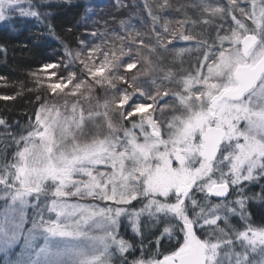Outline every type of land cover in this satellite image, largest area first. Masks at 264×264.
I'll use <instances>...</instances> for the list:
<instances>
[{
	"label": "snow or ice",
	"instance_id": "snow-or-ice-1",
	"mask_svg": "<svg viewBox=\"0 0 264 264\" xmlns=\"http://www.w3.org/2000/svg\"><path fill=\"white\" fill-rule=\"evenodd\" d=\"M77 3L0 0L9 34L32 20L41 29L34 43L48 36L62 50L29 72L35 105L19 131L0 118V264H264V218L249 211L264 206V0H201L198 19L175 21L145 0L150 31L121 21L126 34L113 32L111 46L76 37L73 50L54 6ZM198 25L215 30L211 41L193 33ZM185 57L195 61L187 69ZM140 62L130 76L118 71ZM104 84L110 99L86 110ZM54 96L64 103H49Z\"/></svg>",
	"mask_w": 264,
	"mask_h": 264
},
{
	"label": "trees",
	"instance_id": "trees-1",
	"mask_svg": "<svg viewBox=\"0 0 264 264\" xmlns=\"http://www.w3.org/2000/svg\"><path fill=\"white\" fill-rule=\"evenodd\" d=\"M151 4L154 11L158 13L162 18L175 21L177 19H183L185 15L192 19L199 18V9L194 7L198 5L201 0H168L170 7L165 10L159 9L161 0H147ZM220 3L226 5L227 0H219ZM145 0H120L118 5L117 0H87V7L92 9L91 12L85 13V4L83 0H78L77 5L68 8L67 6H54L57 12L54 18L57 32L71 42L73 50L76 49V37L79 39L89 41L91 44H100L101 41H105V47L112 45V33L116 32L121 35H125L127 29L121 26V21L129 27L139 29L142 32L150 31L151 21L147 16L144 9ZM83 14V15H82ZM227 17V12L225 13ZM227 24H231V20L227 21ZM227 26V25H226ZM72 27V32L69 33L67 28ZM186 27H192L188 25ZM97 31L104 35L91 37L88 33L91 31ZM41 29L36 25L35 21L27 20L23 22V30L18 34H9L3 26H0V43L7 45L6 58L0 55V76H4L10 81L11 85L15 87H5L0 82V94H15L20 92L15 100L12 101H0V118L7 120L10 128V132H18L19 125L24 124L28 120V113H30L35 105V95L29 92V89L34 87L33 78L29 76L30 71L37 70L44 62H56L62 56V50H60L57 41L48 36H41L39 43H34L35 35L39 33ZM195 35L199 36L203 34L211 41L214 37L215 30L210 26L198 25L192 28ZM27 44V47H23ZM140 45H131L128 47H139ZM127 50V48L125 49ZM144 51L143 49H141ZM91 49L85 50V55L90 52ZM165 57L163 65L165 67L171 64L172 53H162ZM125 64L131 59L130 56H124L121 58ZM193 57H185L183 67L185 69L194 63ZM91 64L92 61H89ZM142 62L137 63V67L131 70L126 67L120 68L118 71L130 76L132 73L140 70ZM78 62L75 67H78ZM179 68L177 62L174 66ZM154 77L159 78L162 73L154 72ZM89 81L92 80L90 75L87 76ZM98 79L103 80V76ZM52 82L46 81L45 83ZM23 85V88H21ZM71 85H68L70 88ZM96 95L92 98L90 103H85V109L94 108L96 105V98L110 99L107 92L110 90V86L104 84L103 86L97 85ZM67 91V88L65 89ZM137 99H140L137 97ZM60 101H64L60 96H54L49 103H57L62 105ZM82 103H84L82 101ZM103 111L102 108L97 109ZM5 129L0 126V133H4ZM6 138V137H2ZM12 149H9L11 153ZM254 190L258 191V186H253ZM252 206L259 208L254 209ZM249 211L253 213V220L260 222L264 218V206L258 204H251ZM149 240L145 239V246L149 247ZM168 244L161 240L160 247L158 249L168 248ZM168 246V247H167Z\"/></svg>",
	"mask_w": 264,
	"mask_h": 264
},
{
	"label": "rangeland",
	"instance_id": "rangeland-1",
	"mask_svg": "<svg viewBox=\"0 0 264 264\" xmlns=\"http://www.w3.org/2000/svg\"><path fill=\"white\" fill-rule=\"evenodd\" d=\"M223 2H224V0H222ZM66 91V90H65ZM61 103H64V101H60ZM254 209H256V208H259V207H256V206H252ZM259 221H261L260 219H259ZM232 222L233 223H236L237 222V219L235 218V217H233L232 218ZM121 234L122 235H124V237L126 238V239H133V235H132V232H131V230H130V228H128L125 224H124V222H122V225H121ZM145 239L147 240V239H150V240H152L153 239V237L150 235V234H146V236H145ZM162 241H164V242H167V244H168V242L169 241H167V240H162ZM171 243H174V241H172ZM146 248H147V246H145ZM168 247V246H167ZM159 252H161V253H163V254H167V249L166 248H163V250H161V249H157ZM136 255H139V248L137 249V252H136ZM159 258L160 259H163V255H160L159 256Z\"/></svg>",
	"mask_w": 264,
	"mask_h": 264
},
{
	"label": "flooded vegetation",
	"instance_id": "flooded-vegetation-1",
	"mask_svg": "<svg viewBox=\"0 0 264 264\" xmlns=\"http://www.w3.org/2000/svg\"><path fill=\"white\" fill-rule=\"evenodd\" d=\"M147 240H149L150 241V239H147ZM167 243V242H166ZM149 244V243H148Z\"/></svg>",
	"mask_w": 264,
	"mask_h": 264
},
{
	"label": "water",
	"instance_id": "water-1",
	"mask_svg": "<svg viewBox=\"0 0 264 264\" xmlns=\"http://www.w3.org/2000/svg\"><path fill=\"white\" fill-rule=\"evenodd\" d=\"M215 199V198H214Z\"/></svg>",
	"mask_w": 264,
	"mask_h": 264
}]
</instances>
